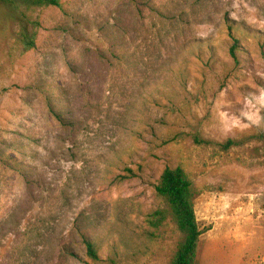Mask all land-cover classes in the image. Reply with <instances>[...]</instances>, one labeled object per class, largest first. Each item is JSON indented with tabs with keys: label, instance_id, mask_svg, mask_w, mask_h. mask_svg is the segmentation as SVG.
Listing matches in <instances>:
<instances>
[{
	"label": "rangeland",
	"instance_id": "rangeland-1",
	"mask_svg": "<svg viewBox=\"0 0 264 264\" xmlns=\"http://www.w3.org/2000/svg\"><path fill=\"white\" fill-rule=\"evenodd\" d=\"M60 4L0 1V264H171L168 167L196 264H264V0Z\"/></svg>",
	"mask_w": 264,
	"mask_h": 264
},
{
	"label": "trees",
	"instance_id": "trees-1",
	"mask_svg": "<svg viewBox=\"0 0 264 264\" xmlns=\"http://www.w3.org/2000/svg\"><path fill=\"white\" fill-rule=\"evenodd\" d=\"M0 1L16 4V0ZM24 2L40 7L61 6L60 0H24ZM24 39L27 46L34 47L33 38L24 35ZM238 44V40L233 39V45L230 48V54L236 61H238ZM241 143V141L228 140L223 147L229 149ZM156 193L165 202L167 210L160 209L151 214L149 223L159 228L170 215L182 235V241L177 247L171 264H196L200 237L203 232L196 218L192 181L182 167H168L160 177ZM82 237L88 256L95 261L99 260L96 244L88 236L82 235Z\"/></svg>",
	"mask_w": 264,
	"mask_h": 264
}]
</instances>
